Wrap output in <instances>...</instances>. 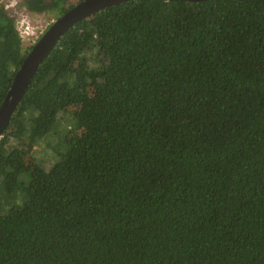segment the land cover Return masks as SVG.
<instances>
[{
    "label": "trees",
    "instance_id": "obj_1",
    "mask_svg": "<svg viewBox=\"0 0 264 264\" xmlns=\"http://www.w3.org/2000/svg\"><path fill=\"white\" fill-rule=\"evenodd\" d=\"M31 47L0 2V103ZM60 120L46 166L31 152ZM0 264H264V0H131L70 27L0 136Z\"/></svg>",
    "mask_w": 264,
    "mask_h": 264
},
{
    "label": "water",
    "instance_id": "obj_2",
    "mask_svg": "<svg viewBox=\"0 0 264 264\" xmlns=\"http://www.w3.org/2000/svg\"><path fill=\"white\" fill-rule=\"evenodd\" d=\"M126 1L131 0H79L51 23L25 55L0 103V136L9 124L12 114L17 108L39 65L48 56L58 39L79 20L101 9ZM183 1L198 2L205 0Z\"/></svg>",
    "mask_w": 264,
    "mask_h": 264
},
{
    "label": "built area",
    "instance_id": "obj_3",
    "mask_svg": "<svg viewBox=\"0 0 264 264\" xmlns=\"http://www.w3.org/2000/svg\"><path fill=\"white\" fill-rule=\"evenodd\" d=\"M4 7L7 10H12L11 15L15 18V27L24 47L33 46L54 21L53 19H46V13L32 14L24 8L18 9L16 3L15 5L14 3H5Z\"/></svg>",
    "mask_w": 264,
    "mask_h": 264
},
{
    "label": "rangeland",
    "instance_id": "obj_4",
    "mask_svg": "<svg viewBox=\"0 0 264 264\" xmlns=\"http://www.w3.org/2000/svg\"><path fill=\"white\" fill-rule=\"evenodd\" d=\"M3 4H10V3H16V7L19 9V3L22 0H0ZM8 12L12 14V10L9 9ZM46 19H53V14H45ZM55 20V19H53ZM68 129V125L65 124L64 120H60L59 123L56 124L54 130L52 131V134L48 136L46 139L40 140L35 147L32 149L31 157L36 158L40 161H42L46 166H49L50 162L53 161V148L58 141L60 140V135H63L66 133V130Z\"/></svg>",
    "mask_w": 264,
    "mask_h": 264
}]
</instances>
